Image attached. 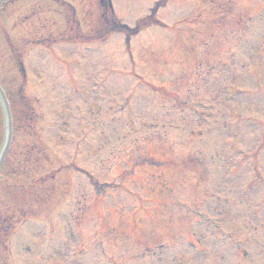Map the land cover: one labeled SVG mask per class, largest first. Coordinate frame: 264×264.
Segmentation results:
<instances>
[{
	"label": "rangeland",
	"instance_id": "obj_1",
	"mask_svg": "<svg viewBox=\"0 0 264 264\" xmlns=\"http://www.w3.org/2000/svg\"><path fill=\"white\" fill-rule=\"evenodd\" d=\"M2 1L0 83L17 99L18 120L0 182L11 227L8 239L0 238V264H229L204 236L208 257L180 243L185 233L195 243L187 223L198 219L197 210L205 218L216 212L214 201H231L228 224L237 195L253 199L239 179L246 177L254 195L264 188L252 175L264 173V36L247 41L238 30L261 28L249 12L263 0H111L124 24L153 6L159 24L129 40L111 34L49 50L34 40L64 29L54 4ZM70 1L88 5L87 13L96 8L95 0ZM38 12L54 21L50 30L28 21ZM12 51L23 59V81ZM202 70L208 76L199 80ZM187 92L191 101L182 98ZM3 127L0 109V140ZM249 151L255 159L245 163L249 157L240 153ZM59 166L50 181L49 170ZM229 174L236 187L224 185L227 195L216 185ZM233 231L243 243L237 264H264L250 252L248 263L240 255L264 245L262 234L244 240L243 230ZM162 255L167 259L156 260Z\"/></svg>",
	"mask_w": 264,
	"mask_h": 264
}]
</instances>
